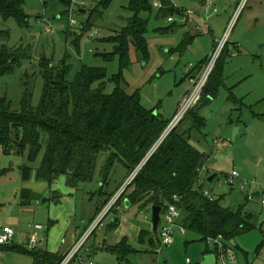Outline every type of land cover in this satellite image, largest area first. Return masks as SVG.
I'll use <instances>...</instances> for the list:
<instances>
[{"label":"rangeland","instance_id":"374dc122","mask_svg":"<svg viewBox=\"0 0 264 264\" xmlns=\"http://www.w3.org/2000/svg\"><path fill=\"white\" fill-rule=\"evenodd\" d=\"M168 1L175 11L184 13L185 18L176 13L159 15V1L152 0V11L140 15L147 21L148 58L144 61L131 50L130 65L122 72L121 87L129 94L138 91L145 109L171 120L178 98L187 89L191 90L185 76L186 67L203 59L210 52L213 41L217 44L226 38L232 57L225 62L224 87L208 105L196 110L205 121L204 128L200 132L191 130L192 119L186 117L178 124L177 131L186 133L189 143L207 156L197 189L202 187L210 197L220 199L224 208L236 211L242 206L244 212L252 216L253 229L234 238L240 264H264V207H261L264 200V119L253 117L250 112V107L254 106V113L264 114V0H244L240 10H234L238 0H214L217 2L215 15H211V10L205 13L202 10V4L208 0ZM126 7L127 0H113L101 16H97L92 13V0H26L23 9L29 17L27 28L0 16V48L22 45L29 47L31 53L30 59L22 61L11 74L0 76V100L6 99L11 109L17 111L26 75L31 86L30 105L38 106L43 87L39 68L41 58L52 66L65 61L70 67L68 81L74 79L82 66L104 69L107 78L117 75L118 59L103 58L112 53L113 44L103 40L116 35L132 16ZM225 13L229 18L234 13L233 18L225 20V23L229 21L228 26L216 24ZM71 21H75V25H71ZM87 23L89 31L83 33L76 48V38ZM94 31H98V35L89 39ZM189 37H192L189 46L181 48L182 41ZM114 89L113 83H107L104 93L111 94ZM229 90L240 105L228 101ZM235 128L239 132L233 136ZM43 149L34 162H29L27 148L21 155L13 151L4 155L0 147V170H7L0 176V229L9 226L14 230L9 248L26 249L31 232L39 225L38 240H42V244L37 248L60 253L79 239L101 201L94 194L101 186L99 174L103 157L97 160L92 182L71 189L64 177L50 185L36 179ZM25 168L30 172L28 180L22 179ZM233 172L239 179L229 186L225 178ZM122 175V167L115 164L104 191L114 190ZM213 175L216 177L208 183L207 179ZM241 182L252 185L241 188ZM254 188L261 194L259 197H252ZM23 190L29 191L32 198L26 206L20 204ZM127 216L133 232L129 228L123 234L122 229L110 228L107 216L78 251L72 254L86 232L67 252L65 258L72 254L68 264H162V259L170 264H183L185 258L201 261L206 247L194 234L176 235L172 246L164 247L161 254H156L155 248L146 242L139 243L137 239L138 227L149 228L150 213L145 216L132 208ZM122 235L128 237L136 250L125 261H118L115 256L96 249L102 244H115ZM0 264H33V261L28 255L8 250L3 251Z\"/></svg>","mask_w":264,"mask_h":264},{"label":"trees","instance_id":"16d2710c","mask_svg":"<svg viewBox=\"0 0 264 264\" xmlns=\"http://www.w3.org/2000/svg\"><path fill=\"white\" fill-rule=\"evenodd\" d=\"M25 1L0 0L1 18L13 19L19 27L27 28L29 17L23 9ZM112 1L92 0V13L101 16ZM158 1L159 15L170 16L176 13L184 16V13L175 11L168 0ZM151 2L127 0L126 10L132 16L116 35L103 40L113 44L112 53L103 55V58L118 59L117 75L107 78L104 69L82 66L74 79L68 81L70 67L65 61L52 66L48 60L41 58L39 68L43 87L38 106L33 108L30 105L31 86L26 75L23 77L17 111L11 109L6 99L0 100V147L4 155L12 151L21 155L27 148L29 162H34L44 147L35 172L36 179L50 185L57 178L64 177L67 187L71 189L91 183L97 160L103 157L99 174L101 186L98 193L94 194L101 201L88 226L136 172L109 214H118L117 208H123L126 203L138 212L149 211L153 206L163 210L169 204H177L180 210L179 224L186 232L194 234L200 242L218 235L230 242L241 233L253 229L252 216L245 213L242 206L231 211L221 206L220 199L210 201L205 197L202 187H197L201 184L200 174L207 156L199 153L189 143L186 133H179L177 127L161 141L170 120L163 119L153 110L145 109L138 91L129 94L121 87L122 72L130 65L131 50L144 61L148 58L147 21L140 15L152 11ZM89 28V23L82 28L76 38V48L79 39ZM191 40L192 37L185 38L181 48L185 49ZM30 54L29 47L2 46L0 76L11 74L22 61L30 59ZM230 55L231 48L225 43L202 89L199 104L183 118L191 117V130L200 132L204 128L205 121L196 110L206 98L214 99L219 89L224 87L223 69ZM207 62L201 64L206 65ZM107 83L115 85L111 94L104 93ZM227 99L233 105H240L231 90L228 91ZM250 112L264 119V115L258 116L253 108H250ZM115 164L122 167L121 182L114 190L106 192L104 188L108 186ZM6 171L0 170V176L5 175ZM29 175V170L25 168L22 179L28 180ZM174 196L179 198L178 202L173 201ZM20 199L21 206L32 201L27 190L21 192ZM118 222V218L113 219L109 227L115 229ZM153 235L150 226L143 227L139 230L138 242H146L154 248ZM96 249L115 256L118 261H125L127 256L136 253L126 237L115 245L102 244ZM8 250L30 256L33 264H61L66 255L41 251L37 247L31 251L9 246L1 248L4 252Z\"/></svg>","mask_w":264,"mask_h":264},{"label":"built area","instance_id":"2783aa9c","mask_svg":"<svg viewBox=\"0 0 264 264\" xmlns=\"http://www.w3.org/2000/svg\"><path fill=\"white\" fill-rule=\"evenodd\" d=\"M244 0H241L239 3L237 10L242 8V3ZM212 2L208 0L206 2L207 6H210ZM215 12V10H214ZM171 19H168L170 22ZM71 25H75V21H71ZM98 35V31L92 32L88 38H92ZM226 42V38L220 40L217 44L213 53L209 57V60L202 72V74L198 77H193L191 75V70L193 68L192 65H189L185 70L186 79L191 85V90L181 99L178 104L177 110L170 120L168 126L166 127L162 140L174 129L178 126V124L183 120L185 115L196 107L200 100H201V92L203 87L205 86L207 79L213 69V66L220 55L222 48L224 47ZM232 56V54H231ZM136 172L126 181L125 185L123 186L122 190L131 182L133 177L135 176ZM239 179V175L236 172H233L230 176L225 178V181L229 186H233V183ZM241 188L250 187L252 184L248 182H241ZM120 191V193L122 192ZM119 193V195H120ZM204 196L207 197L210 201L213 200L212 197L209 196V193L203 192ZM118 195V196H119ZM118 196L114 199L112 204H108L96 217L93 221L90 228L86 231L84 237L79 241L76 249L72 252L74 254L78 251L79 247L85 242L87 237L98 227H100L102 220H104L108 215L110 210L115 205V201ZM174 202H178L179 198L174 196ZM262 206H264V201H262ZM118 209V208H117ZM150 210L143 213V215H149ZM180 221V210L177 207V204H169L163 210L160 211L159 214V222L157 225V231L153 235V241L155 244L156 254H161V249L164 247H170L173 245L176 235L184 236L186 231L185 229L179 224ZM151 226V223H150ZM41 230V226L36 225L34 230L31 232L28 244L26 249L31 251L35 249L38 245L39 239V231ZM14 238V230L10 227H3L0 229V259L3 256V251H1L2 247L10 246L12 244V240ZM205 244V251L202 253V259L200 262H192L189 258H185L183 264H202L203 259L205 256H213L215 264H240L238 260V256L235 252V249L229 245V242L226 241L221 235L216 237L207 238L204 242ZM72 254L66 257L61 264H68L70 259L72 258ZM165 259H162V262Z\"/></svg>","mask_w":264,"mask_h":264},{"label":"crops","instance_id":"0c3cea01","mask_svg":"<svg viewBox=\"0 0 264 264\" xmlns=\"http://www.w3.org/2000/svg\"><path fill=\"white\" fill-rule=\"evenodd\" d=\"M212 3L210 4V6H207V4H206V2L204 3V4H202V10H203V12L205 13V12H207L208 10H211V15H215L217 12H216V10L214 9V6L216 5V3L217 2H214V0H210ZM241 2V0L236 4V6H235V9L234 10H236L237 9V7H238V5H239V3ZM201 9V8H200ZM214 10H215V12H214ZM235 12V11H234ZM187 14V13H186ZM233 15H234V13L231 15V17L229 18L228 16V13H225V16H223V18H219V20H218V22L216 23V24H220V26H223L224 25V23H225V20H226V18H229V20L231 19V18H233ZM184 18H185V16H183ZM187 19V18H186ZM228 22L229 21H227V23H225V26H228L227 24H228ZM205 26H206V24H204ZM207 28V27H206ZM189 46V45H188ZM187 46V47H188ZM186 47V48H187ZM215 47H216V42L215 41H213L212 42V45H211V48H210V52L208 53V54H206L205 55V57L203 58V59H201L198 63H196V64H193L192 63V66H193V68H192V70H191V75L193 76V77H198V76H200L201 74H202V72H203V70H204V68H205V66L206 65H202L201 63L203 62V61H208L209 60V57L211 56V54L213 53V50L215 49ZM230 57H232L231 55H230ZM190 65V64H189ZM188 65V66H189ZM187 66V67H188ZM187 67H186V69H187ZM224 70V69H223ZM186 76V75H185ZM189 84V83H188ZM189 92V89H187L184 93H182V95H180V97L178 98V100H177V103H176V109L175 110H177V107H178V104H179V102L181 101V99L187 94ZM211 101H212V99H211ZM200 107V106H199ZM250 108H254V106H251ZM256 114V113H255ZM258 116L259 115H264V114H257ZM253 117H255L254 115H252ZM233 127H236V126H233ZM239 132V129H237V133ZM203 171V170H202ZM213 176H215V175H213ZM257 187L256 185H253V187ZM254 193L253 194H256V193H259L257 190H256V188H254V190H252ZM252 194V195H253ZM261 195V194H260ZM262 201H264V200H262ZM262 201H261V203H262ZM261 207H264V206H262V204H261ZM130 210H132V208L131 207H129V205H125L124 204V206H123V208H118V211H119V213L118 214H109L108 215V217L110 218V221H112L113 219H115V218H118V220H119V222H118V226L114 229V230H117V229H122L124 232H123V234H125L126 233V231L129 229V228H131L130 230H131V232H133L134 231V228L133 227H129V217L127 216V214L129 213V211ZM140 214L142 213H144V212H139ZM92 225V224H91ZM91 225H89V226H87L86 227V229H85V231L84 232H86L89 228H90V226ZM6 227V226H5ZM7 227H9V226H7ZM99 229V228H98ZM97 229V230H98ZM141 229V227H138L137 228V239H138V233H139V230ZM150 229H151V226H150ZM84 232L81 234V236L84 234ZM75 234H78V231H76V233ZM81 236L79 237V239L77 240V241H75V243L72 245V246H69L65 251L63 250L62 252H60V253H63V254H67V252L71 249V248H73V246L80 240V238H81ZM123 237H126L125 235H122L121 236V239L123 238ZM127 238V240H128V243H129V239H128V237H126ZM120 238L117 240V241H115V244H117V243H119L120 242V240H121ZM39 244H42V240H39L38 241V245ZM115 244H113V245H115ZM130 244V243H129ZM88 264H91V263H88Z\"/></svg>","mask_w":264,"mask_h":264},{"label":"water","instance_id":"95a60500","mask_svg":"<svg viewBox=\"0 0 264 264\" xmlns=\"http://www.w3.org/2000/svg\"><path fill=\"white\" fill-rule=\"evenodd\" d=\"M82 14H84V11H81ZM211 102V98H206L204 100L203 103L200 104V107H203V106H206L208 105L209 103ZM237 133V129L235 128L234 129V134L233 136H235V134ZM162 140V139H161ZM214 179V176H210L207 180L208 183H211ZM260 196V193H256V194H253L252 197H259ZM125 205H128L127 203ZM160 211L161 209L157 206H153L151 209H150V223H151V231L153 234L156 233L157 231V225H158V222H159V214H160ZM229 245L232 247V248H236V245L234 243V240H231L229 242ZM162 264H170V262L168 260H164L162 262ZM202 264H215L214 262V258L213 256H205L204 259H203V263Z\"/></svg>","mask_w":264,"mask_h":264}]
</instances>
